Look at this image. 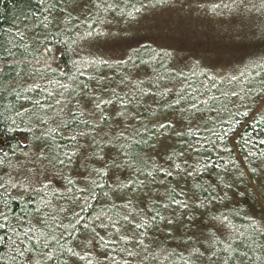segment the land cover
Returning <instances> with one entry per match:
<instances>
[{"label": "trees", "instance_id": "1", "mask_svg": "<svg viewBox=\"0 0 264 264\" xmlns=\"http://www.w3.org/2000/svg\"><path fill=\"white\" fill-rule=\"evenodd\" d=\"M0 264H264V0H0Z\"/></svg>", "mask_w": 264, "mask_h": 264}, {"label": "rangeland", "instance_id": "2", "mask_svg": "<svg viewBox=\"0 0 264 264\" xmlns=\"http://www.w3.org/2000/svg\"><path fill=\"white\" fill-rule=\"evenodd\" d=\"M244 1V0H243ZM231 1H228V2H224V3H222V5H221V7H222V10H221V13H219V17L222 19V20H226V17L227 16H229V12H228V10H229V8L232 6L231 5V3H230ZM239 8V10H243L242 9V7H238ZM228 21V20H227ZM227 21H226V23H227ZM239 23H243V20H237ZM206 47L208 48V50H210V48H212L211 47V45H209V44H206Z\"/></svg>", "mask_w": 264, "mask_h": 264}]
</instances>
